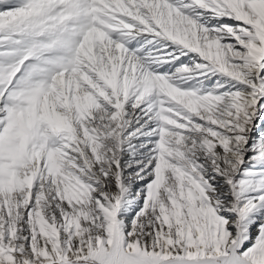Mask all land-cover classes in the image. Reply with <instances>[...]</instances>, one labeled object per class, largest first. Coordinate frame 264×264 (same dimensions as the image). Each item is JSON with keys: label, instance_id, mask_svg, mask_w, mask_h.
<instances>
[{"label": "snow or ice", "instance_id": "snow-or-ice-1", "mask_svg": "<svg viewBox=\"0 0 264 264\" xmlns=\"http://www.w3.org/2000/svg\"><path fill=\"white\" fill-rule=\"evenodd\" d=\"M0 264H264V0H0Z\"/></svg>", "mask_w": 264, "mask_h": 264}]
</instances>
